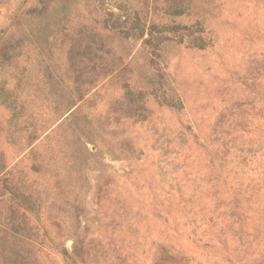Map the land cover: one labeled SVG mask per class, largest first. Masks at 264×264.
Listing matches in <instances>:
<instances>
[{
    "label": "rangeland",
    "instance_id": "obj_1",
    "mask_svg": "<svg viewBox=\"0 0 264 264\" xmlns=\"http://www.w3.org/2000/svg\"><path fill=\"white\" fill-rule=\"evenodd\" d=\"M16 248L264 264V0H0V264Z\"/></svg>",
    "mask_w": 264,
    "mask_h": 264
},
{
    "label": "trees",
    "instance_id": "obj_2",
    "mask_svg": "<svg viewBox=\"0 0 264 264\" xmlns=\"http://www.w3.org/2000/svg\"><path fill=\"white\" fill-rule=\"evenodd\" d=\"M176 108H177V106H176ZM14 241H16V239L14 240ZM14 251V250H13ZM13 251H11V255L13 256V257H15L16 258V260L15 261H11L12 263H14V264H16V263H18V264H24V263H26V261H27V258L25 257V255H22L21 253H23L24 251H22L21 249H15V251L13 252ZM26 255H30V252H26L25 253ZM34 254V253H33Z\"/></svg>",
    "mask_w": 264,
    "mask_h": 264
}]
</instances>
